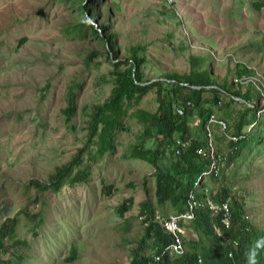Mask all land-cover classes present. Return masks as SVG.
<instances>
[{
  "label": "rangeland",
  "instance_id": "obj_1",
  "mask_svg": "<svg viewBox=\"0 0 264 264\" xmlns=\"http://www.w3.org/2000/svg\"><path fill=\"white\" fill-rule=\"evenodd\" d=\"M258 1L99 0L94 24L98 29L110 21L107 34L113 36L119 65L134 48L146 47L139 56L148 57L142 68L147 80L206 70L219 87L251 90L249 101L236 98L245 104L231 103L225 92L213 107L229 128L211 127L214 148L224 156L245 110L251 123L245 124L247 142L239 157L225 160L221 177H206L204 184L213 196L228 188L230 200L242 203L245 218L264 231V8L258 9ZM82 9L80 0H0V229L6 222L14 227L7 240L11 254L0 258L11 264L18 253L24 257L20 264H130L146 235L142 203L153 202L160 218L176 212L170 203L156 201L155 168L130 156L144 129L134 113L157 110L155 89L124 104L126 129L117 131L111 152L93 162L86 152L83 164L73 167L70 178L91 164L85 181L67 180L58 192L44 188L57 168L69 166L85 147L91 114L115 84L110 44L106 47L92 28L79 24L86 15ZM92 13L97 18V10ZM237 62L254 71L243 84L237 82ZM69 93L76 106L73 127L63 112ZM189 121L195 131L199 119ZM95 148L90 147L93 153ZM187 228L186 237L197 240ZM152 243L148 240L143 254L152 253ZM74 245L78 259L70 263Z\"/></svg>",
  "mask_w": 264,
  "mask_h": 264
},
{
  "label": "trees",
  "instance_id": "obj_2",
  "mask_svg": "<svg viewBox=\"0 0 264 264\" xmlns=\"http://www.w3.org/2000/svg\"><path fill=\"white\" fill-rule=\"evenodd\" d=\"M83 3L85 5H82ZM98 3L99 0H80L82 11H85L86 15H83V19L79 24L92 28L96 35L104 41L106 47L107 43L110 44L107 47V55L114 66L112 73L115 84L109 98L102 105L95 106L94 112L91 114L89 121L90 134L85 147L79 151V154L75 156L69 166L58 167L55 174L51 176L50 183L45 185L44 188H52L58 192L67 180H69V184L85 181L90 176L91 164L81 168L76 176L70 178L73 167L83 164V154L86 152H88L90 162L95 161L97 156L104 157L105 154L111 152L115 147L117 131L126 129L121 124L125 114L123 111L124 104L133 101L135 98L140 99L150 90L155 89L159 102L157 110L150 113L142 109L134 113L144 124V129L140 143L133 148L130 156L145 160L155 168L156 172L153 176L155 178V194L158 205L163 206L170 203L176 212L185 211L188 196L193 192L200 201H206L209 197L215 203L228 201L232 212V225L227 230L218 217L212 216L208 208H198L195 219L186 226V233L183 236L185 249L187 248L185 253L175 255L167 252L162 257L160 264H199L200 259L203 264H246V251L254 241L264 238V231L245 218L242 203L237 198H234L233 201L230 200L231 196L228 188H222L214 196L212 195L214 191H211L210 195L206 193V185L204 184L206 179L200 180V178L203 172L206 171L210 159L199 156L196 151L199 148L207 147L209 138L207 132L208 120L215 113L213 107L222 102L221 96L226 95V92L231 96V103L245 104L249 101L251 90L248 89L246 93H243L241 89L231 91L227 85L219 87L217 80L207 74L206 70H192L184 74L174 72L166 75V81L156 80L150 83L154 79H145L142 70L143 65L148 61V57L146 55L139 56L140 50L143 52L147 50L145 46L134 48L132 56L120 64L126 65L127 68L121 70L120 65L114 62V60H118L119 54L115 49L113 36L107 34L110 21H102L98 29L94 24L100 16ZM256 6L258 9L264 8V0H259ZM94 10H97V14L95 13L97 18H94V13H92ZM89 13L93 16L92 19L89 17ZM196 61L195 59L192 60V62ZM237 68V75L240 79H248L254 73L253 69L241 62H237ZM166 85H172L173 88L165 87ZM206 92L212 94L208 99L204 96ZM236 98L245 102H238ZM188 102H191L192 105H188ZM204 105L208 106L204 107ZM228 105L230 106V103ZM178 108H184L183 115L177 113ZM75 110L74 96L69 93L68 105L63 109V112L67 124L71 127H73L72 116L75 114ZM247 114L248 111L245 110V113H242L238 119V124H236L232 135L239 137V140L231 142L230 153L224 156L226 161L239 157L242 149L246 146L247 133L244 131V127L245 124L248 126L251 123L246 119L248 118ZM193 116L199 119L195 131L191 128L189 121V118ZM226 128H228L227 124ZM178 140H189L190 142L189 147L180 155L175 152ZM151 141L153 142L152 146L146 147L145 143ZM94 144L96 148L93 153L90 147ZM211 178L217 180L219 177ZM196 182H199V186H195ZM125 209L126 206L123 205L118 208V211L122 213ZM140 216L144 217L143 223L146 225V235L136 244L130 264H158L155 256L162 253L173 241V236L157 220L153 202L146 201L142 203ZM188 226L190 230L197 234V240L186 237ZM13 230L14 227L11 223L6 222L2 225L0 229V254H11L12 247L8 245L7 240L13 236ZM218 230L221 231V235H219ZM150 239H153L151 244L153 251L150 255H145L143 252ZM19 254L15 258V264H20L24 259ZM77 259V248L74 245L67 261L73 263ZM258 261L259 264H264V252H261ZM11 262L13 260L5 257L0 258V264H11Z\"/></svg>",
  "mask_w": 264,
  "mask_h": 264
},
{
  "label": "built area",
  "instance_id": "obj_3",
  "mask_svg": "<svg viewBox=\"0 0 264 264\" xmlns=\"http://www.w3.org/2000/svg\"><path fill=\"white\" fill-rule=\"evenodd\" d=\"M169 4L173 3V0H167ZM237 82L243 83L242 79ZM188 105H192L188 102ZM177 113L180 115L184 114V108H178ZM214 124H218L221 128L226 129V123L222 120L216 118L215 115H211L208 120L207 132H208V143L206 148H199L196 153L203 157L210 159L209 165L206 171L203 172L200 180L206 179V177H219L224 170V155L218 153L216 148H214V143L212 139L211 127ZM231 142H237L239 137L230 136ZM189 140H178L175 147V152L180 155L187 147H189ZM195 186H199V182L195 183ZM186 210L182 212H175L166 217L160 218L156 215L157 220H159L162 227L168 231L173 236V241L162 251V253L155 256V260L158 264L162 261V257L167 253L171 252L175 255H182L185 253V245L183 241V236L186 233V226L192 222L196 217V210L200 207H206L210 210L212 216L218 217L221 224L225 229H230L232 225V212L228 201L222 203H215L211 199L206 201H200L196 195L192 192L189 194L186 204ZM221 235V231H219ZM232 255V254H230ZM199 264H203L202 260H199Z\"/></svg>",
  "mask_w": 264,
  "mask_h": 264
},
{
  "label": "clouds",
  "instance_id": "obj_4",
  "mask_svg": "<svg viewBox=\"0 0 264 264\" xmlns=\"http://www.w3.org/2000/svg\"><path fill=\"white\" fill-rule=\"evenodd\" d=\"M261 252H264V238L257 239L249 246L245 253L246 264H259L258 257Z\"/></svg>",
  "mask_w": 264,
  "mask_h": 264
},
{
  "label": "water",
  "instance_id": "obj_5",
  "mask_svg": "<svg viewBox=\"0 0 264 264\" xmlns=\"http://www.w3.org/2000/svg\"><path fill=\"white\" fill-rule=\"evenodd\" d=\"M156 80H158V79H155V80L151 81L150 83H152V82H154V81H156ZM150 83H147V84H150ZM198 88H199V87H198Z\"/></svg>",
  "mask_w": 264,
  "mask_h": 264
}]
</instances>
